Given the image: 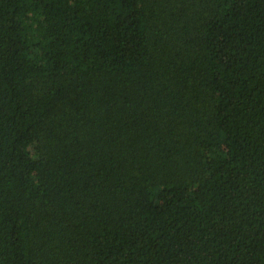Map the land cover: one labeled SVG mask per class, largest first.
I'll use <instances>...</instances> for the list:
<instances>
[{
    "label": "trees",
    "instance_id": "trees-1",
    "mask_svg": "<svg viewBox=\"0 0 264 264\" xmlns=\"http://www.w3.org/2000/svg\"><path fill=\"white\" fill-rule=\"evenodd\" d=\"M0 264H264V0H0Z\"/></svg>",
    "mask_w": 264,
    "mask_h": 264
}]
</instances>
